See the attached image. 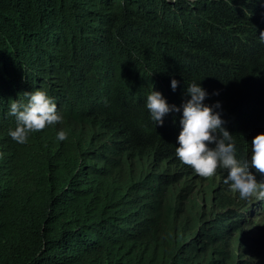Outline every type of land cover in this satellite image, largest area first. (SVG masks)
Wrapping results in <instances>:
<instances>
[{
    "label": "trees",
    "instance_id": "trees-1",
    "mask_svg": "<svg viewBox=\"0 0 264 264\" xmlns=\"http://www.w3.org/2000/svg\"><path fill=\"white\" fill-rule=\"evenodd\" d=\"M262 32L264 0H0V264H228L244 230L264 250V224L247 226L227 169L214 174L221 210L183 206L180 186L208 178L176 155L195 82L250 161L264 133ZM38 89L62 122L17 143L10 103ZM152 91L180 108L162 126Z\"/></svg>",
    "mask_w": 264,
    "mask_h": 264
},
{
    "label": "clouds",
    "instance_id": "clouds-1",
    "mask_svg": "<svg viewBox=\"0 0 264 264\" xmlns=\"http://www.w3.org/2000/svg\"><path fill=\"white\" fill-rule=\"evenodd\" d=\"M264 41V32L260 34ZM179 82L171 81L175 91ZM28 102L15 100L10 103L9 115L16 117L17 126L9 132L10 137L17 143L24 144L29 134L39 132L48 125L62 122L57 113V105L41 89L26 92ZM185 95L190 97L183 105V114L180 124L182 131L178 136L179 147L176 155L182 163L190 166L196 174L203 178L212 177L218 167L228 170L224 183H230V190L238 193L240 199L255 198L264 201V181L257 180L256 173L264 176V133L256 135L251 141V157L248 162H240L235 156V141L233 135L223 127L225 123L220 113L214 112V107L204 103L208 93L197 83L187 85ZM146 107L151 118L161 126L163 118L170 112H180L176 105H169L162 93L152 91L146 100ZM60 141L67 139V133L61 130L57 134ZM216 147L210 148L209 144ZM254 170V171H253Z\"/></svg>",
    "mask_w": 264,
    "mask_h": 264
},
{
    "label": "rangeland",
    "instance_id": "rangeland-1",
    "mask_svg": "<svg viewBox=\"0 0 264 264\" xmlns=\"http://www.w3.org/2000/svg\"><path fill=\"white\" fill-rule=\"evenodd\" d=\"M83 81L85 80L90 84L91 76L88 71H83L82 73ZM88 80V81H87ZM219 179L218 176L213 175L207 180L202 179H188L181 186V197L184 198L182 201L183 206L189 208L193 202L196 203L194 205L193 210L202 213L203 218H209L212 215L213 211H217L220 208H216L215 203V195L218 192V184ZM176 191L175 187H172L165 191L166 194H171V192ZM254 198V197H253ZM253 198H249L242 207L243 209H247L250 207L251 213L249 214V218H246V224L254 225V224H264V202H260L259 200H253ZM238 200V197L236 198ZM186 202V203H185ZM213 210V211H212ZM221 210V209H220ZM244 234L248 237V244L243 247H240L238 241V235H232L231 239L234 243V248L232 249L231 255L229 258L228 264H264V250L257 247L254 243V235H250L247 230H244ZM236 238V239H235ZM237 240V241H236ZM238 245V246H237ZM210 249H204L200 252V260L203 262L207 260L210 256Z\"/></svg>",
    "mask_w": 264,
    "mask_h": 264
}]
</instances>
